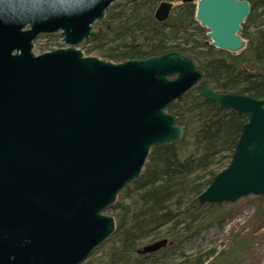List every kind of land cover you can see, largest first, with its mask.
I'll return each instance as SVG.
<instances>
[{"label":"water","instance_id":"95a60500","mask_svg":"<svg viewBox=\"0 0 264 264\" xmlns=\"http://www.w3.org/2000/svg\"><path fill=\"white\" fill-rule=\"evenodd\" d=\"M115 1L0 0V264L84 262L114 234L106 211L141 176L152 148L185 137L168 107L204 79L197 60L172 51L115 63L76 47L97 35L95 22ZM172 9L161 2L155 18ZM249 13L247 0L197 2L213 45L229 51L245 46ZM56 31L71 46L35 54L34 40ZM200 94L249 119L230 164L197 201L263 194L264 99L208 83Z\"/></svg>","mask_w":264,"mask_h":264},{"label":"trees","instance_id":"16d2710c","mask_svg":"<svg viewBox=\"0 0 264 264\" xmlns=\"http://www.w3.org/2000/svg\"><path fill=\"white\" fill-rule=\"evenodd\" d=\"M161 1L111 6L99 24L94 45L86 51L115 62L179 51L198 61L204 82L217 92L264 98V0H248L251 11L241 31L246 47L239 52L216 48L207 41L196 20V0H169L181 3L164 23L154 17ZM200 88L169 107L178 123L186 125L184 141H190L193 149L181 157L183 143L152 148L140 178L120 193L109 210L117 220V230L97 251L101 256L96 264H158L152 257L159 252L141 256L137 248L167 238L165 250H182L213 214L209 208L216 205L199 204L196 196L231 161L248 115L234 109L218 111L215 102L199 94ZM216 255L211 251L182 263L210 264L214 258L213 264Z\"/></svg>","mask_w":264,"mask_h":264},{"label":"rangeland","instance_id":"374dc122","mask_svg":"<svg viewBox=\"0 0 264 264\" xmlns=\"http://www.w3.org/2000/svg\"><path fill=\"white\" fill-rule=\"evenodd\" d=\"M138 1L140 0L134 2ZM174 3L177 6L181 2L174 1ZM130 4L124 1L113 3L119 8L124 5L128 7ZM100 22L95 23L96 31H98ZM203 28V35L207 37V41H210L207 36L209 29ZM194 33L198 36L197 31ZM203 35L199 38H203ZM94 39L83 40L78 47L85 51L86 55H95L86 51L89 46L94 45ZM34 43L36 54L66 46L62 44L58 31L41 34L34 40ZM188 142L190 141L187 139L182 142L183 156L181 157H186L193 149ZM209 211L213 214L206 220L200 232L184 244L182 250L163 249L152 258H156L158 264H183L184 260H193L201 254L206 255L213 251L217 254V259L213 264H264V194L249 195L235 202L219 203L209 208ZM148 242H144L141 246L147 245ZM231 249L234 250L231 251ZM95 254L82 264H96L101 255L97 252ZM213 260L214 258L209 259L210 264Z\"/></svg>","mask_w":264,"mask_h":264}]
</instances>
